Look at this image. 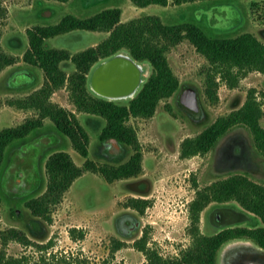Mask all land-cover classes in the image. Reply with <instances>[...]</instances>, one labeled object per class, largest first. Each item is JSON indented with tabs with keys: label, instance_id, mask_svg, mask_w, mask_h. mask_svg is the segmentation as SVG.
<instances>
[{
	"label": "rangeland",
	"instance_id": "obj_1",
	"mask_svg": "<svg viewBox=\"0 0 264 264\" xmlns=\"http://www.w3.org/2000/svg\"><path fill=\"white\" fill-rule=\"evenodd\" d=\"M1 1L8 13L5 17L0 16V44L3 51L16 57V63L0 71V128H5L37 118L40 113L37 109L21 108L14 103L19 98L29 96L47 82L43 68L24 59V52L30 46L28 29L58 23L67 15L87 17L104 9L105 4L95 2L83 7L82 3L89 0ZM112 1L126 8L125 18L130 20L157 14L167 24L195 22L210 36L228 37L250 31L264 41V0H203L202 3L206 4L218 3L209 7L188 4L192 2L177 4L170 0L167 5L150 4L145 8L131 0L136 5H132L133 9L129 8V0ZM105 32L110 34L108 31L77 29L51 37L47 41L52 47L67 49L75 54L97 46L105 39ZM167 55L174 71L184 83V89L162 99L154 116L130 119L142 145V172L137 177L109 182L99 172L86 171L65 192L62 201L52 206L51 220L47 225L31 222L33 229L30 230L25 225V220L30 219L33 214L25 201L28 197L46 190V154L52 148L63 146L78 165L83 166L85 161L70 138L59 133L50 118H45L36 141L25 146L26 148L15 150L5 170L6 175L0 176V252L5 251L7 257L26 256L31 262L44 257L43 264H63L60 263L63 258L73 261L74 264H145V253L135 245V240L145 233L148 235L147 246L157 249L164 257H179L183 250L193 245L190 203L199 190L219 178L226 177L229 170L233 169V166L230 167L233 162L226 165L225 169L216 168L214 163L218 151L215 149L204 154L182 157L181 143L186 137L199 134L219 116L240 107L250 88L257 90L264 108V72L251 70L234 88L218 77L220 98L217 103H212L206 94V72L210 68L206 56L198 52L188 39L172 45ZM147 65L151 72L150 64ZM65 67L69 73L74 70V64L70 60ZM192 89L198 97V110L182 101L183 94ZM51 100L75 112L89 130L90 158L98 163L126 160L129 152H123L115 140L106 144L99 140L102 121L78 109L71 97L69 81L52 93ZM262 124L264 125V117ZM95 143L102 146L98 153L92 149ZM46 148L50 149L45 151ZM44 151L43 160L40 162ZM19 175H23L31 184L36 183L38 188L41 187L18 198L12 191L13 186L20 185L15 178ZM252 177L262 182L264 171L253 172ZM140 190L148 193L142 194ZM131 197L148 198L151 201L150 206L144 213H138L128 206ZM233 204L234 201L224 204L216 201L209 203L201 213V232L211 235L230 225L233 218L228 220L221 216L219 221L216 214L223 210V206L229 207ZM225 209L224 207V211ZM127 214L133 222L139 220L141 225L139 232L132 236H125L123 232L122 215L128 216ZM234 215V212L229 214ZM10 228L28 234L31 243L23 244L15 239H5L4 233ZM43 228L46 232L36 235ZM74 228L75 236L72 235ZM114 239L124 240L126 245L114 252ZM48 242H51L48 247L40 246ZM241 246L249 248L255 246V243L247 239L231 240L221 248L219 264H237L235 261L231 262L234 259H231L229 253L232 251L236 256L242 250Z\"/></svg>",
	"mask_w": 264,
	"mask_h": 264
},
{
	"label": "trees",
	"instance_id": "obj_2",
	"mask_svg": "<svg viewBox=\"0 0 264 264\" xmlns=\"http://www.w3.org/2000/svg\"><path fill=\"white\" fill-rule=\"evenodd\" d=\"M68 1V0H59ZM138 6L150 4L167 5L169 0H133ZM196 0H174L177 4ZM8 10L0 0V16H7ZM108 31L109 36L80 52L72 54L48 44V39L72 30ZM29 48L24 59L39 65L45 71L47 82L25 98L15 100L21 108L39 110L37 118L28 119L18 126L0 128V176L8 158V146L26 137L33 131H41L44 119L50 118L55 129L70 138L74 148L85 159L84 165L76 163L63 146L52 148L47 155L48 176L46 190L26 199V205L44 225L51 220L52 206L62 201L65 192L76 179L86 171L99 172L109 182L137 177L143 170V150L136 128L130 123L132 117H152L160 101L184 89V83L171 66L168 49L183 39H188L210 62L206 72V94L212 103L219 101L220 77L231 87H237L240 80L251 70L264 72V41L255 33L245 31L235 36H210L195 22L167 24L160 15L122 21V9L118 6L104 8L90 16L67 15L52 25H38L27 31ZM126 51L136 60L147 62L151 72L135 97L129 100H111L99 95L91 87V74L101 62L115 54ZM72 61L74 70L69 73L65 67ZM16 63V57L3 51L0 44V71ZM69 81L71 97L79 110L94 115L102 121L99 140L109 143L115 140L123 152H129L124 161L97 162L89 157L91 135L77 114L53 102L51 95ZM264 108L257 90L250 88L244 103L219 116L196 136H188L181 143V156L191 157L218 149L214 166L221 170L233 165L226 177L219 178L199 190L190 203L193 245L182 251L181 256L168 258L155 248L147 246L148 235L135 240V245L146 255L145 264H219L221 248L231 240L247 239L264 248V181L252 177L253 172L264 171ZM224 172H227L226 170ZM2 175V176H3ZM41 187V186H40ZM142 194L148 193L140 190ZM216 201H234L227 214L235 213L230 225L222 227L211 235L200 230L201 213L205 207ZM2 196L0 193V204ZM151 201L144 197H131L128 206L138 213H144ZM47 225V224H46ZM46 229L36 235H43ZM76 229H72L75 236ZM5 239H15L30 244L28 234L16 228L5 233ZM83 235V233L81 232ZM51 242L41 244L48 247ZM126 245L124 240L114 239L113 251ZM44 257L31 262L26 256L7 257L0 252V264H43ZM63 264H74L63 258Z\"/></svg>",
	"mask_w": 264,
	"mask_h": 264
},
{
	"label": "water",
	"instance_id": "obj_3",
	"mask_svg": "<svg viewBox=\"0 0 264 264\" xmlns=\"http://www.w3.org/2000/svg\"><path fill=\"white\" fill-rule=\"evenodd\" d=\"M150 67L136 60L126 51L119 52L98 64L91 74V87L99 95L111 100H129L139 92L148 78ZM183 103L198 110V97L194 89L185 92ZM219 146L216 148L218 151ZM247 244L250 245L249 242ZM237 264H264V248L240 247Z\"/></svg>",
	"mask_w": 264,
	"mask_h": 264
},
{
	"label": "flooded vegetation",
	"instance_id": "obj_4",
	"mask_svg": "<svg viewBox=\"0 0 264 264\" xmlns=\"http://www.w3.org/2000/svg\"><path fill=\"white\" fill-rule=\"evenodd\" d=\"M39 132L40 131H33V132L29 133L26 137H24L22 139H18L16 141L12 142L8 146V149H7L8 158H7L6 166H5V169H4V174L5 175H6V171L5 170H6L7 166H8V164L10 163V160L12 158L13 152L15 150H17V149H20V148H22V149L26 148L25 146L29 145L33 141H36L37 137L39 136V134H38ZM104 144H106V143H104ZM48 149H50V148H46L45 151L48 150ZM92 149H93V151L95 153H98L99 151L102 150V146H100V144H98V143H95L94 145H92ZM45 151L40 156V159H39L40 162H42V160H43V155L45 154ZM15 178H16L17 182H19L20 185L13 186L14 190L12 191V193L15 194L16 196H19L18 198L24 197V196H26V195H28V194H30V193H32V192H34V191H36V190H38L40 188V187L39 188L37 187L36 183H33V184L29 183L28 180L23 177V175H19L18 177L15 176ZM19 190H20V192H19ZM229 211H231V209L226 207V209H225L226 214H224V216H223V215H221V212L217 213L216 214L217 219H219V221H221L220 218L222 216L223 219L230 220V218H232V217L227 214V212H229ZM127 215L128 216L122 215V217L124 218V224H123L124 231L123 232H124L125 236H132V235L137 234L139 232V230L141 228V225H140V221L139 220L136 221V222H133V220L130 217V215L129 214H127ZM17 216L20 217L21 216L20 213L17 212ZM31 222H33L34 224H38V225L42 224L41 218L39 216L33 215L32 217H30V219L25 220V225L30 230L33 229V227L30 224ZM238 253H237L236 256L233 255L232 251L229 253V254H231V256H230L231 259H234L231 262L235 261V259L238 256Z\"/></svg>",
	"mask_w": 264,
	"mask_h": 264
},
{
	"label": "crops",
	"instance_id": "obj_5",
	"mask_svg": "<svg viewBox=\"0 0 264 264\" xmlns=\"http://www.w3.org/2000/svg\"><path fill=\"white\" fill-rule=\"evenodd\" d=\"M170 1V0H169ZM202 1L203 0H196V1H192V3H188V4H193V5H198V7H209L210 5H212V4H217L218 5V3L217 2H211V3H209V4H206V3H202ZM102 3V4H105V7H103V8H107V7H113V6H119L121 9H122V21H124V22H126V21H129L130 20V18H125V15H126V13H125V7L124 8H122L119 4H114L113 3V1L112 0H89V1H86V2H84V3H82V5H83V7L85 6V7H87V6H89V5H92V3ZM226 2V1H225ZM224 2V3H225ZM186 3V4H187ZM202 3V4H201ZM248 3H250V2H248ZM11 4V3H10ZM128 4H129V8L130 9H133V6H136L131 0H129L128 1ZM133 5V6H132ZM8 7H9V9H10V11H11V8H10V6L8 5ZM146 7V6H145ZM145 7H143V8H145ZM99 32V31H98ZM100 32H104V31H100ZM105 33H107V32H105ZM108 35H109V33H107L106 34V37L105 38H107L108 37Z\"/></svg>",
	"mask_w": 264,
	"mask_h": 264
}]
</instances>
